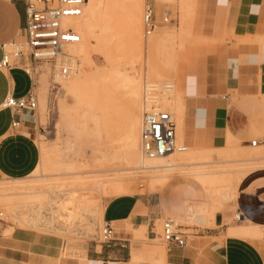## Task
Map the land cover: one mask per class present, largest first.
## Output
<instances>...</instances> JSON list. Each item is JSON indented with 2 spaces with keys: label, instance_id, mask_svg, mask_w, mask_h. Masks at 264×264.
<instances>
[{
  "label": "crops",
  "instance_id": "obj_1",
  "mask_svg": "<svg viewBox=\"0 0 264 264\" xmlns=\"http://www.w3.org/2000/svg\"><path fill=\"white\" fill-rule=\"evenodd\" d=\"M193 14L207 23L206 30L220 46L215 58L182 78L178 90L185 101V141H199L208 128L222 148L227 134L237 140L246 135L237 124L246 110L257 107L253 103L264 93V0H194ZM24 19L23 0H0V60L2 46L18 38ZM160 35L156 31L150 37L152 49ZM35 85L34 78L19 68L0 70V106L7 96L21 98L35 91ZM33 117L28 111L17 117L0 107V176L23 178L37 165L41 124ZM17 119L19 126L13 128ZM252 122L264 124L255 118ZM174 177L160 193L120 195L105 203L103 223L115 231L109 243L81 245L73 252L76 255L61 257V252L28 239L0 240V264H264L263 168L251 171L235 192L241 222L230 223L229 210L217 211L209 227L186 233V246L162 248L157 227L162 212L182 225L189 221V207L207 205L203 201L208 199L207 190L198 180Z\"/></svg>",
  "mask_w": 264,
  "mask_h": 264
},
{
  "label": "rangeland",
  "instance_id": "obj_2",
  "mask_svg": "<svg viewBox=\"0 0 264 264\" xmlns=\"http://www.w3.org/2000/svg\"><path fill=\"white\" fill-rule=\"evenodd\" d=\"M146 2H149L153 6L159 19L167 15L170 20L167 24L159 25L151 35H145L143 29L142 14ZM101 5L103 8H101ZM193 6L194 0H101L99 10H102V13L106 16L102 19L104 21L100 23H97L95 19L91 18L90 26L93 31L91 40L94 42L96 39H94V37H97L98 41L96 40L94 45L91 46L87 59L84 61L79 56L71 55L76 60V66L74 70L68 73L60 72V70L54 68L51 64H37L35 73H32L36 82V90L34 92L37 96V107L31 114L34 116L33 119L38 117L41 124V130L37 135L38 140L36 144L39 148V160L41 159L40 162H42L43 171L40 169V171L32 173L31 177L27 178L26 181H42L43 184H40V188L43 190L46 189L47 185L68 184L69 186L66 188L69 191L65 188L60 190L63 193H51L50 189V193L38 191V194L31 191L32 194H30L29 191L26 194L30 197L24 196L25 199H23L22 195H25V193L22 194L21 191H19V193L18 190H14L13 192L9 191L10 193L8 192L3 198L0 197V213H2L0 217V240L9 241L17 238L27 240L29 236L34 237L38 234L35 232L37 230L31 227L29 223H21L22 220L20 217V219L18 218L20 223L15 222L16 218L12 217L9 212L4 211V209L9 206L14 209L17 214L19 213L18 216H20V214L21 216L25 215V217L30 215L36 216L34 214H36L38 210H41V214L45 211L43 215L48 217V214L52 213L50 212L52 208L48 206L51 207L54 205L53 207L56 209L57 204V212L55 213L56 216L54 215V219L58 217L57 219L61 220L59 217H63V220L59 223V220L56 219L58 222H55L53 219L52 224L55 223L59 225L64 221V226L67 224L69 226L67 227L71 228L75 224L72 223L73 221L80 224L79 221L82 215L84 217L88 214L82 211L81 201L83 200L81 199L83 196L87 198L91 196V204L89 203V205H87V207L92 206L91 208H103L109 199L115 197L95 194L97 192L90 193L89 190H80L79 186L72 185V187L70 184L73 181L75 183L77 182L73 177H81V174L79 175L78 172L82 173L85 171L79 168L83 162L86 161L88 165H91L88 170H96L93 165H95L97 159L105 158L111 160L116 155L113 143L123 137L125 124L127 123L126 115L133 110L125 96L123 88L119 86L120 75L135 77L138 79L139 83L144 76L146 77V81L156 84L161 83L162 86L159 85L158 89H162L163 92L169 89V86L165 85L166 82L172 81L174 82L177 95L182 97L183 94L178 89L181 85L183 76L189 72H198L202 68L203 61H208V59L212 57L215 58L218 55L220 41L212 37L211 33L206 30V22L204 24L201 18L195 17L193 14ZM132 14L136 16L135 23H132ZM101 23L103 25H101ZM99 26L102 28H99ZM100 31L106 32L100 33ZM156 31L161 33V35L153 42V51L150 37H153ZM38 68L40 71H38ZM79 71L88 72L92 77L95 75V79L90 78V87L88 90L91 91H87V96H85V94L79 97V95L67 91L62 85L63 81L67 82L69 78H72L73 75ZM105 71L108 73L106 76L105 74L107 73ZM101 74H104V76ZM108 78H111L110 81L107 80ZM38 87L39 89L37 90ZM102 88L107 89V91L109 90L113 99L107 106H99L105 95ZM92 90L94 91L92 92ZM257 100L258 103H253L254 106L257 107L249 109L248 112L246 110V114H242L243 118L241 123L237 124L239 127L246 130V135L243 136V138L237 140L235 137L227 136L223 147L218 148L219 140H215L209 129L205 128L203 130V137L199 141L191 142L196 148H200L199 150L201 151L207 148L204 151L206 153L208 152L209 158L207 160H199V162H207L200 165L205 170L217 171L227 167L229 170L238 169V172L235 173L241 176L238 184L235 178L225 177L227 185L230 181L232 186L233 184L236 185L233 187L235 188V192L239 189L244 177L249 176L251 171L258 168L264 169V160H252L257 157L255 153L259 154L262 150L255 152L252 150V147L244 146L256 140L262 141V146L259 144L257 146L264 148V124L252 122L253 118L264 122V93L259 94ZM183 103L185 106V101H183ZM103 107L106 108L104 109ZM174 119L177 129V120L175 117ZM232 120L235 122L234 119ZM246 141L248 142L246 143ZM179 143L183 146L186 145L181 141H179ZM120 145H122L121 142H119V146ZM40 148L43 149V151ZM233 148L236 154H234ZM253 153L255 157L252 155ZM50 161L54 162V167H52L53 165H51ZM45 163L49 165H45ZM176 171L178 174L182 173L179 169ZM41 174L54 175L43 177ZM178 174H176L177 176L173 179L189 178V180H194L191 176H178ZM82 176H87V174ZM1 177L3 176H0V178ZM44 182L46 184H44ZM135 182V191L132 194L160 193L159 191L151 192L147 184L143 182V179ZM224 185L223 183V187ZM24 187L29 188V190H31L32 187L33 189L39 188L38 184L26 185ZM44 193L46 194L44 195ZM57 195H60V197ZM17 196H20V199H17ZM49 196L54 197L53 199H49ZM7 197H11V200L10 198L7 199ZM36 198H40L39 201ZM49 200L53 201L49 202ZM203 201L211 208L212 203L209 199L204 198ZM29 208L31 209L28 210ZM32 208L34 211L35 209L37 210L34 212ZM75 209L77 213L74 211ZM47 211L50 213L48 212L47 214ZM208 211L206 210L205 213L208 221L207 225L201 226L198 225L199 223L196 224L197 222L187 221L181 225V229L186 233L193 234L209 227V220H212L214 214H210ZM228 212L230 214L229 222L231 223L233 222L232 218L236 210L233 208ZM68 213L69 217L70 215L72 217L74 216L72 219L68 217L67 220L69 224L65 219ZM43 215L41 216L43 217ZM31 216L27 219L31 218ZM165 218L172 217L162 212V218L158 222V228L161 221ZM102 225L103 220L99 222L98 228L100 229ZM138 238L139 236H135V239ZM96 242H99L98 233L95 234L94 237L64 239L63 253L64 255H76V253L74 254L73 252L79 250L81 245ZM161 243L162 248H164L165 244L163 242Z\"/></svg>",
  "mask_w": 264,
  "mask_h": 264
},
{
  "label": "bare ground",
  "instance_id": "obj_3",
  "mask_svg": "<svg viewBox=\"0 0 264 264\" xmlns=\"http://www.w3.org/2000/svg\"><path fill=\"white\" fill-rule=\"evenodd\" d=\"M100 3H101V0H86L85 5L83 6L84 10L82 9V14L79 17L65 20V24L67 26L71 27L80 36V41L78 43L68 45L65 48V50L72 56L81 57L82 60H84V61H85V59H87L88 52H89L91 46L94 45V42L96 40L98 41L97 37H94V39L96 38L94 40V42L91 40V36L93 34V31H92L91 26H90L91 18L95 19L97 23H100L101 21H104L102 19L105 18V16H106L104 13H102V10L101 11L99 10ZM101 8H103V6ZM127 17H128V15H127ZM131 18H133L132 23H135L134 21L136 19V16L133 15V16H131ZM137 18H138V16H137ZM101 25H103V24L101 23ZM99 28H102V27L99 26ZM101 32L105 33L106 31H100V33ZM148 35H150V34H148ZM38 71H40L39 68H38ZM110 71H112V70H110ZM105 72L107 73V71H105ZM105 72H104V74H105ZM104 74H101V75L104 76ZM72 75H73V73H72ZM106 75H108V73L105 74V76ZM94 76L92 77V75L88 72L79 71L78 73L74 74L72 78H69L67 82L63 81L62 85L67 91L75 93V94L79 95V97L84 96L85 94H86L85 96H87V93L91 91V90L90 91L88 90V88L90 87V78L95 79ZM110 76H108V77H110ZM110 79L108 78L107 80L110 81ZM59 82H60V80H59ZM119 82H120L119 86H120V88H123L125 96L127 97V100L129 101L133 110L131 112H129L128 115H126L127 123L125 124L126 126H125V131L123 133V137L121 139L116 140L113 143V147L115 149L116 155L111 160L110 159L107 160L105 158H102L99 160L97 159L95 165H93L96 168V170H88V168H90L91 165H88L86 161L83 162L79 166V168L82 170H85V171H83L82 173L78 172L79 175L81 174L80 175L81 177H77V176H75L77 178L73 177V179L77 182L75 183L73 181L70 184V186H72V185L73 186L74 185L79 186L80 190H89L90 193L91 192H97L95 194L107 195L108 197L109 196H115L116 197V196H120V195H131L135 191V184H136L135 181L143 179V182H145L147 184V187L149 188V190L151 192H156V191H160L162 189V187L172 177L177 176L176 174H178V173L176 170L179 169V170H181L182 173L181 174L179 173L178 175L193 176L196 180H198L205 187V189L207 190V193H208V199L212 203L211 208L208 205H202L201 207H196V208L189 207V209H188V220L189 221L191 220V221L197 222L199 224H206L207 223L206 222V216H205L206 210L207 211L209 210L208 212L210 214L211 213L214 214L217 211L223 212L224 210H230L233 208L236 210L235 191H234L235 188H233L236 185L233 184V186H232L231 181L227 185V182L225 181V177L228 176L227 178H235V181L238 184V182L240 181V178H241V176L239 174L238 175L235 174L238 172V169L229 170L227 167L225 169H221V170H217V171H207L203 167L200 166V165L205 164L207 162H205V161L199 162V160L200 161L201 160H207L209 158L208 152L206 153L204 151L207 148L203 147L204 148L203 149L204 152H203V151L199 150L200 148L199 149L196 148V146L193 143H191L190 141H189V143L185 141L187 130H186V123H185V118H184V103H183V98L181 96L177 95V93L175 91L174 82H172V81L166 82L165 85L169 86V89L165 90V87H164L165 92H163L162 89H158L159 85H161V83L156 84V83L146 81V77H144V76L142 77V80L139 83L138 79L135 77H129L128 75H120ZM105 87H103V88H105ZM93 91L94 90H92V92ZM103 91L105 94L104 99L100 103L99 106H107V104H109L113 100L109 90H108L109 92L107 91V89H103ZM103 108L105 109L106 107H103ZM104 109H103V111H104ZM145 111H168L169 113H171L177 120V129H176L177 142L179 143V141H181L182 143H185L186 145L188 144L187 146L184 145L185 151L174 152L170 155L163 156V157L156 159V160H149V161L143 160L141 158L140 151H139V138H140V131H141L142 115ZM227 136H231V135L228 134ZM119 142H121L122 145L119 146ZM259 145L262 146V144H259ZM201 149H202V147H201ZM41 150L43 151V149H41ZM232 150L234 151V154H236L235 153L236 151L234 150V148ZM252 150L255 152L262 150L259 154L255 153V155L257 157L252 159L253 161L264 160V157H263L264 156V148L256 146V147H252ZM252 155L254 156V153ZM40 161H41V159L38 160V163L35 166V168L26 177H23V178H9V177H5V176L1 177L0 178V197L3 198L4 196L7 195V193L9 191L13 192L14 190H16V191L18 190V192L21 191L22 194L25 193V195L24 194L22 195L23 199H25V197L28 196L26 193L29 191H30V194H32L31 191H33V193L34 192L38 193V191L49 192V193H50V191H51V193L52 192L63 193L60 191V190H63L62 188H65L66 190H68L66 188L69 186L68 184L47 185L46 189L43 190L40 188V184H43L42 181H40V182H27L26 181L27 178L31 177L32 173H35L36 171H40V169H41V171H43L42 170L43 166L41 164L42 162H40ZM50 163H51V165H53L52 167H54V162L50 161ZM45 165H49V164L45 163ZM102 173H106V174H102ZM231 173H234V174H231ZM85 174H87V176H82ZM41 175L43 177H49V176H53L54 174H46V175L41 174ZM48 181H50V180H48ZM71 181H72V179H71ZM45 182H44V184H46ZM223 183L225 184L224 187H223ZM33 184H35V185L38 184L39 188L33 189V187H32V189L29 190V188L24 187L26 185H33ZM139 184H142V183H139ZM41 186H43V185H41ZM144 186H145V184H144ZM49 189H50V191H49ZM45 194L46 193H44V195ZM19 195H21V194H19ZM57 196L60 197V195H57ZM19 197L20 196H17V199ZM22 197H21V200H22ZM28 197H30V196H28ZM39 197H40V195H39ZM51 197L49 199H53L54 196H51ZM59 197H57V198H59ZM8 198H10V200H11V197H7V199ZM36 199L39 201L40 198L39 199L36 198ZM90 199H91V196L89 198H87L85 196L82 197V199H81V200H83V201H81L82 211H85L88 214L84 217L82 215L81 220L79 221L80 224L73 221L72 223L73 224L75 223V224L74 225L71 224V225H73L72 227L70 226L71 228H68L69 226L67 224H66V226H64V224H63L64 221H62L61 224H59L61 226H59L58 224H55V223L52 224V220L54 219V215L56 216L55 213L57 212L56 211L57 206H58L57 204H56V209H54V207H53L54 205L51 207L48 206L49 208H52V209H50L51 211L49 210L50 212H52L51 214H48L49 211H47V214L49 215L48 217L43 215L45 213V211L43 214H41V212H40L41 210H38V212L36 214H34V212L37 209H35V211H34L33 208L32 209L34 212L32 211V213L36 216L30 215L31 218H29V219H27V218L30 216L25 217V215L21 216V214H20V216H18L19 213L17 214V212L14 211V209H12L9 205H8L9 207L4 209V211L9 212L12 215V217H15L16 218L15 222L20 223L19 219L21 218V220H22V221L20 220L21 223H26V224L29 223V225H31V227H34L37 230L35 232H37L38 234H36L34 237L29 236L27 238L28 240H31L35 245L43 246L45 249L54 250L57 253L61 252L60 254L62 257V255H63V240L64 239H72V238H75V239L81 238L82 239L85 237H91V236L94 237L95 234L99 233L98 226H99V222L101 220H103V218H102L103 209L102 208H91L92 206L87 207V205H89V203L91 204ZM26 201H27V198H26ZM51 201H53V200H51ZM51 201L49 200V202H51ZM14 206H16V205H14ZM39 207H41V206H39ZM30 209L31 208H29L28 210H30ZM54 210H55V212H54ZM74 211L76 212V209ZM74 211H72V212H74ZM41 215H43V217ZM68 217H69V213H68L67 218H65V219L67 220ZM73 217L70 215L69 218L72 219ZM76 217H78V216H76ZM57 218L58 217H56V219ZM59 218H61V220H63L62 219L63 217H59ZM56 219H54L53 221L58 222V221H56ZM77 219H79V218H77ZM57 220H59V219H57ZM61 220H59V223ZM66 220H65V222H66ZM69 222H70V220H69ZM174 222H175V224L181 226V224L178 223L177 221H174ZM67 223H68V220H67ZM62 224H63V227H62ZM75 225H77V226H75Z\"/></svg>",
  "mask_w": 264,
  "mask_h": 264
},
{
  "label": "built area",
  "instance_id": "obj_4",
  "mask_svg": "<svg viewBox=\"0 0 264 264\" xmlns=\"http://www.w3.org/2000/svg\"><path fill=\"white\" fill-rule=\"evenodd\" d=\"M25 19L17 39L2 46L0 70L19 68L25 74L35 73L37 64H51L60 72L68 73L75 69L76 60L65 50L68 45L80 41V36L65 24L66 19L77 18L82 14L86 0H23ZM145 35L152 33L159 25L170 22L167 15L158 21L153 6L146 2L142 14ZM35 66V67H34ZM1 109H8L17 117L20 112H33L37 107V96L29 91L21 98L7 96ZM19 126V119L12 127ZM262 141L253 140L252 147ZM139 151L143 160H156L174 152L185 151V146L177 142L176 121L168 111H145L142 115L139 138ZM2 213H0V217ZM242 215L236 210L233 222H241ZM1 221V218H0ZM161 242L165 245L186 246V232L171 218L159 224ZM115 231L109 223L99 229L98 241L107 244L113 240Z\"/></svg>",
  "mask_w": 264,
  "mask_h": 264
}]
</instances>
